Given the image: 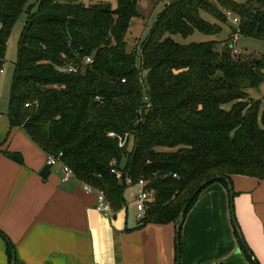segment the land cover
<instances>
[{"label": "trees", "instance_id": "trees-1", "mask_svg": "<svg viewBox=\"0 0 264 264\" xmlns=\"http://www.w3.org/2000/svg\"><path fill=\"white\" fill-rule=\"evenodd\" d=\"M115 2L36 0L37 9L27 10L9 124L21 126L46 154L61 152L76 178L104 192L112 212L124 205L126 178L131 185L144 179L152 197L140 225L180 220L208 183L228 184L225 177L208 182L181 214L209 177L264 178V94L254 98L246 91L264 81V52H238L232 32L222 40L173 38L193 29L217 32L204 10L220 21L232 13L239 34L264 41V0H170L132 49L124 36L138 14L136 0ZM25 3L0 0V67L10 23ZM69 63L76 70L61 69Z\"/></svg>", "mask_w": 264, "mask_h": 264}, {"label": "crops", "instance_id": "crops-1", "mask_svg": "<svg viewBox=\"0 0 264 264\" xmlns=\"http://www.w3.org/2000/svg\"><path fill=\"white\" fill-rule=\"evenodd\" d=\"M246 91L261 97L264 81ZM45 158L0 112V231L14 264H264V178L232 173V196L223 181L208 183L181 219L177 245L180 220L140 225L126 204L98 210L94 191L75 176L62 181ZM3 234L0 264H11Z\"/></svg>", "mask_w": 264, "mask_h": 264}, {"label": "rangeland", "instance_id": "rangeland-1", "mask_svg": "<svg viewBox=\"0 0 264 264\" xmlns=\"http://www.w3.org/2000/svg\"><path fill=\"white\" fill-rule=\"evenodd\" d=\"M112 5L115 6V0H110ZM242 1V0H240ZM165 0H136V9L138 14L131 18L130 24L125 33L126 47L132 49L145 39L150 28L152 27L158 12L164 7ZM34 12L37 9L36 0H26V3L19 11L17 16L10 23L7 33L4 61L1 65L2 71L0 72V112L8 114L9 112V96L11 91V84L14 74V67L18 55L19 38L25 20L27 17V10ZM227 20H217L210 12L201 11V15L204 19L211 23H216L219 26V30L215 33H207L199 29H193L188 34L175 33L173 38L179 42L201 41L211 38L217 40L225 39L232 32L234 27L231 19L232 13H226ZM239 51L252 54H261L264 52V41L260 38L251 37L243 34L238 35L237 42L235 44ZM133 146V137L129 136L127 143V150H131ZM126 158L123 157L119 163V168L122 169L125 165ZM136 185L126 184L124 188V204L127 205L129 212L132 214L136 211V207L133 204V195L137 191Z\"/></svg>", "mask_w": 264, "mask_h": 264}, {"label": "built area", "instance_id": "built-area-1", "mask_svg": "<svg viewBox=\"0 0 264 264\" xmlns=\"http://www.w3.org/2000/svg\"><path fill=\"white\" fill-rule=\"evenodd\" d=\"M169 1L170 0H165L166 3H168ZM231 22L234 25V28L232 31V40L234 42H236L238 39L239 31H240L237 16H233L231 19ZM234 51H236L235 47H234ZM91 60H92L91 56L85 57L86 62H90ZM61 69L66 70V71H73V70H76V67H75V65L69 63V64L64 65ZM2 70H3L2 67H0V72ZM144 99L147 100L148 99L147 96H144ZM25 105H28V102H26ZM108 134L113 135L114 133H113V131H110V132H108ZM125 140H126V136L119 137V145H123L125 143ZM60 156H61V152H58L57 154L47 153L46 158H45V162H46V164L60 166L61 171H62L61 179H62V181H65L68 178L74 176V173H73V170L71 169V167L68 166L66 163H64L61 160ZM126 182L130 183V179L128 177L126 178ZM145 183H146L145 180L142 178H139L134 183V185H136L138 187V189L133 195V204L136 207L137 216L139 218L144 215L146 203L152 197V195H151L152 191L145 188ZM82 185H83V188L85 190L95 192V196H96L95 206L98 210H101L104 212L112 211L111 205H110L109 201L106 199L104 192L102 190L94 189L87 183H82Z\"/></svg>", "mask_w": 264, "mask_h": 264}, {"label": "water", "instance_id": "water-1", "mask_svg": "<svg viewBox=\"0 0 264 264\" xmlns=\"http://www.w3.org/2000/svg\"><path fill=\"white\" fill-rule=\"evenodd\" d=\"M220 177H225V179L228 181V185H229V190H230V196H232V190H231V181L228 177L226 176H222V175H215V176H212V177H209L203 181H201L196 187L195 189L191 192V194L188 196V198L185 200V202L182 204L181 206V209H180V213H184V211L186 210V207L189 203V201L193 198V196L196 194L197 191L200 190L201 187H203L205 184H207L208 182L214 180V179H218ZM233 222L234 224L236 225V222H235V219L233 217ZM180 224H181V219L180 221L177 223V229H176V242H177V245H178V233H179V229H180ZM241 238V241H242V244L244 245L243 243V239H242V236H240ZM177 254H178V247H177ZM14 261H15V254H14V250L12 251V258H11V264H14ZM176 264H178V258H177V261H176Z\"/></svg>", "mask_w": 264, "mask_h": 264}]
</instances>
